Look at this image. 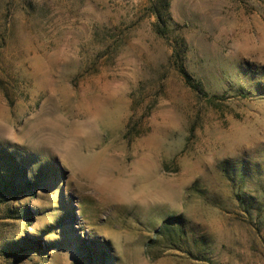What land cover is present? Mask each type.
Returning a JSON list of instances; mask_svg holds the SVG:
<instances>
[{
    "label": "rangeland",
    "instance_id": "1",
    "mask_svg": "<svg viewBox=\"0 0 264 264\" xmlns=\"http://www.w3.org/2000/svg\"><path fill=\"white\" fill-rule=\"evenodd\" d=\"M166 2L0 0V264H264V0Z\"/></svg>",
    "mask_w": 264,
    "mask_h": 264
},
{
    "label": "trees",
    "instance_id": "2",
    "mask_svg": "<svg viewBox=\"0 0 264 264\" xmlns=\"http://www.w3.org/2000/svg\"><path fill=\"white\" fill-rule=\"evenodd\" d=\"M151 2L153 5L151 14L155 16L157 23H160L163 25V23L161 22H163V20L166 21L169 19L166 0H151ZM158 4H161L162 6L161 10H159V8L157 7ZM157 25L159 26V24ZM180 73L184 77V80L189 83L188 76L186 75V73L183 71L182 68L180 69ZM21 162H24V161H19V160L17 161L12 155L7 154L6 152H1L0 166L2 164L7 166L10 172V176L2 175L0 173V197L3 196V198H6V200L9 199L11 192H17L18 190L31 188L37 184L36 182L29 183L27 181L25 177L26 167ZM44 171L45 169H43V167L38 169V175H36L37 179L38 178L41 179L44 176L45 174ZM19 175H21L22 177H19ZM26 210L28 209L26 208ZM26 210H24L23 213L25 215H28V212ZM28 243L30 245L33 244V245H38V246L41 244L39 240H30Z\"/></svg>",
    "mask_w": 264,
    "mask_h": 264
}]
</instances>
